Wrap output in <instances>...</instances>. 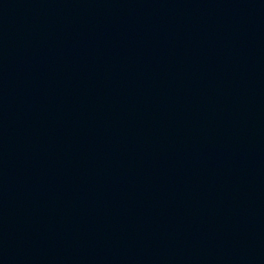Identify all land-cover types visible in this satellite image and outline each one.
<instances>
[{
  "label": "water",
  "instance_id": "95a60500",
  "mask_svg": "<svg viewBox=\"0 0 264 264\" xmlns=\"http://www.w3.org/2000/svg\"><path fill=\"white\" fill-rule=\"evenodd\" d=\"M0 264H264V0H0Z\"/></svg>",
  "mask_w": 264,
  "mask_h": 264
}]
</instances>
